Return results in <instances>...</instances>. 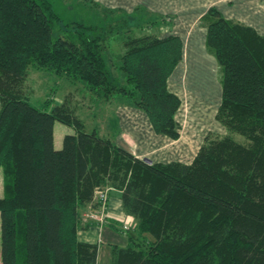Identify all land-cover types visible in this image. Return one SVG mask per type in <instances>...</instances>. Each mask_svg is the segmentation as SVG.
I'll use <instances>...</instances> for the list:
<instances>
[{
	"label": "trees",
	"instance_id": "trees-1",
	"mask_svg": "<svg viewBox=\"0 0 264 264\" xmlns=\"http://www.w3.org/2000/svg\"><path fill=\"white\" fill-rule=\"evenodd\" d=\"M88 2L134 21L144 13L155 28L169 17ZM201 22L221 86L215 117L226 134H207L190 165L150 164L87 130L77 108L36 107L20 86L30 67L80 82L105 102L144 111L157 134L175 140L180 100L167 79L180 39L128 33L113 62L105 43L117 29L129 32L128 20L107 28L103 20L64 22L51 0H0V264H97L98 245L78 241L77 231L100 187L119 191L136 222L124 231L127 245L112 246L110 264H264V36L215 8ZM56 123L73 131L59 148Z\"/></svg>",
	"mask_w": 264,
	"mask_h": 264
},
{
	"label": "crops",
	"instance_id": "crops-1",
	"mask_svg": "<svg viewBox=\"0 0 264 264\" xmlns=\"http://www.w3.org/2000/svg\"><path fill=\"white\" fill-rule=\"evenodd\" d=\"M123 1L119 8L127 14L139 6L157 16L172 15L174 18L166 34L159 36L172 35L182 43L180 61L167 79L168 91L180 100L174 116L179 125V136L174 140L157 134L144 111L122 102L112 105L111 118L107 119L113 126L112 132L105 127L110 135L95 129L101 136H109L116 145L138 159H147L150 164L178 162L190 165L209 132L226 134V129L215 117L221 102V86L216 60L206 49V28L201 18L209 8H215L225 19L248 26L264 36V0ZM89 117L92 121L98 118L96 113ZM72 132L71 128L56 123L55 147L59 148L63 136ZM101 192L108 197L105 204L98 200ZM80 218L77 239L98 245L97 264L101 261L110 264L112 246L127 245L124 227L134 230L136 224L134 218L124 212L120 192L109 187L95 190L93 201L81 210Z\"/></svg>",
	"mask_w": 264,
	"mask_h": 264
},
{
	"label": "rangeland",
	"instance_id": "rangeland-1",
	"mask_svg": "<svg viewBox=\"0 0 264 264\" xmlns=\"http://www.w3.org/2000/svg\"><path fill=\"white\" fill-rule=\"evenodd\" d=\"M93 2L99 4L103 8L111 10H122L120 7L122 3L121 0H92ZM190 3L196 1L199 3L201 0H188ZM56 11H58L60 17L64 22L70 19V21H79L81 23L85 22L87 24H94L98 20H103L104 28L116 25L117 23L124 20H128L130 23L129 32L127 29H117L111 37H108V41L105 43L108 56L112 58L113 62L116 60L113 58L114 55H119L123 51L121 43L126 34L130 35H140V34H166L168 23H170L174 18L170 15L166 18L165 24H161L160 28L150 27L143 21V18H149L144 13H135L137 21L132 20V18L124 15L122 13H106L100 10L99 7L92 5L88 0H51ZM99 8V9H98ZM123 11V10H122ZM155 16V14L151 13ZM152 19V17H150ZM157 18V15L154 19ZM136 25V26H135ZM135 26V27H134ZM136 28V29H135ZM58 35L64 36L61 30H57ZM21 92L26 96L32 105L40 107L44 102L50 101L52 104H61L65 102L66 104L77 108L79 117L85 123L86 129L91 130L92 128L99 129L103 135H110L106 128H110L112 132V124L108 122V118L111 115L112 108L116 102L108 103L105 102L103 98H98L92 93L87 91L83 84L80 82L68 80L66 78H58L51 72L45 70H38L34 67H30L27 70L25 81L20 86ZM91 101L96 104L93 105ZM96 113L97 120L92 121L89 114L92 115ZM111 118V117H110ZM106 127V128H105ZM105 128V129H104ZM212 133V132H209ZM208 133V134H209ZM219 135L217 133H214ZM222 136V135H220ZM233 138L239 142L243 143V138L238 135H233ZM2 172L0 171V193L2 192ZM99 264H105V262H100Z\"/></svg>",
	"mask_w": 264,
	"mask_h": 264
},
{
	"label": "built area",
	"instance_id": "built-area-1",
	"mask_svg": "<svg viewBox=\"0 0 264 264\" xmlns=\"http://www.w3.org/2000/svg\"><path fill=\"white\" fill-rule=\"evenodd\" d=\"M99 202H101V203H103V204H105L106 203V201H107V196H106V194H105V192H101L99 195ZM126 230H127V227H124Z\"/></svg>",
	"mask_w": 264,
	"mask_h": 264
},
{
	"label": "water",
	"instance_id": "water-1",
	"mask_svg": "<svg viewBox=\"0 0 264 264\" xmlns=\"http://www.w3.org/2000/svg\"><path fill=\"white\" fill-rule=\"evenodd\" d=\"M145 162L149 163V161L147 159L144 160Z\"/></svg>",
	"mask_w": 264,
	"mask_h": 264
}]
</instances>
